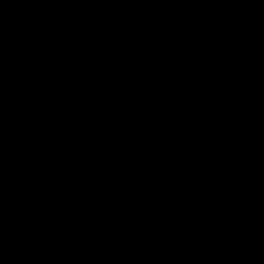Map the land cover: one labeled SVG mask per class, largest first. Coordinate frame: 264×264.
Here are the masks:
<instances>
[{"label": "water", "instance_id": "1", "mask_svg": "<svg viewBox=\"0 0 264 264\" xmlns=\"http://www.w3.org/2000/svg\"><path fill=\"white\" fill-rule=\"evenodd\" d=\"M0 264H264V0H0Z\"/></svg>", "mask_w": 264, "mask_h": 264}]
</instances>
